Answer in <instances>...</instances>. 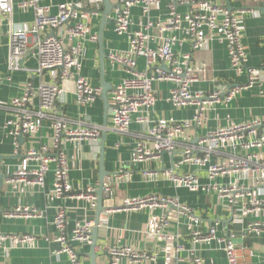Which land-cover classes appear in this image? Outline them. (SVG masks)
<instances>
[{
	"label": "built area",
	"instance_id": "1",
	"mask_svg": "<svg viewBox=\"0 0 264 264\" xmlns=\"http://www.w3.org/2000/svg\"><path fill=\"white\" fill-rule=\"evenodd\" d=\"M86 1L94 7L85 8L81 1L60 3L57 5L56 14H52L49 7L40 6L41 0H22L18 4L22 11L33 8L34 20L27 29L10 27L9 69L20 70L22 60L29 54H34L38 61L36 72L47 71L50 81L40 84L37 88L26 84L20 97L13 98L9 103H0V108L9 111V117L1 128L12 138L16 153L20 150L19 137L37 136L44 119L51 120L50 128L53 134L51 145H42L37 149L32 148L23 152L19 169L8 178L10 185L15 187L19 183H24L42 187L46 173L50 166H53V185L48 193L49 201L60 198L85 199L90 207L95 208L97 195L94 188H87L81 193L72 191L68 179L67 155L62 150V145L71 143L79 146L82 142L99 141L102 129L96 125L73 128L64 115L55 109V101L61 93L62 83L73 84L76 102L80 107L95 102L101 96L100 88L93 87L86 78L75 73L80 66L79 59L84 53V41L97 40L96 35L91 34L90 19L99 15L102 0ZM161 1L163 0H117L113 8L114 32L128 39L129 48L122 53L111 52L107 56L112 65L123 69L127 74V77L112 87L109 93V123L111 129L121 134L129 132L132 121L140 126L144 134L136 141L131 157L132 162L136 164L157 160L163 153L172 155L179 142L185 139L187 131L193 126L205 124V113L210 106L226 104L242 91L254 85H261L262 81V74L259 71L247 67L248 57L242 45L240 26L244 14L259 17L260 6L232 11L207 0H164L168 2L169 10L166 20L153 23L147 19L145 24L139 21L140 29L131 31L133 25L131 9L138 7L141 14L148 18L150 10L157 7ZM177 7H186L187 10L180 14ZM12 12V0H0V15L11 18ZM152 29L159 34V44L155 49L149 46L154 40L150 35ZM176 32L187 35L192 51L206 49L213 39L225 44L231 69L237 75L245 74L246 81L226 91L217 86L210 93L192 92V84L204 77L205 70L193 64L190 54L174 52L175 44H180ZM163 33L167 35L162 36ZM137 57H143L145 60V68L142 71L136 69ZM163 81L172 84L169 101L174 108L195 107L191 120L149 118V110L156 102L153 83ZM261 127L260 121L253 120L218 128L201 138L197 147L185 143L180 160L170 170L163 173L155 170L142 171V175L149 180L159 177L167 179L175 187H183L191 192L215 193L219 199L226 202L232 218L236 221L249 214H261L264 212V198H260L259 195L263 193L264 188V156L253 152L264 150V134L259 132ZM238 151L244 154L239 155ZM221 153H224V161L210 164L211 157ZM183 165L205 169L209 183L200 184L193 173H178ZM233 173L238 176L228 185L214 183L217 177ZM130 177V172L119 170L108 181H104L102 201H112L116 186ZM247 181H251L257 192L240 184ZM239 203L241 208L237 214L234 208ZM145 208L151 212L160 209L186 216L191 225L198 222L188 206L174 198L155 195L125 200L118 207L104 209L100 217L112 212L140 211ZM5 216L33 219L40 217L41 212L32 207H15L6 212ZM53 223L59 232L57 241L61 244L60 252L67 253L72 264H80L77 253L66 239L68 221L64 210L56 211ZM94 225L90 220L75 223L71 242L91 245ZM216 226L217 223L209 227L205 235L192 231L194 240L204 242L213 239ZM168 227L167 216L151 214L146 233L156 240L172 241L173 235L166 232ZM252 232L264 233V219L250 222L244 235ZM5 241L15 248L30 247L35 243V238L30 235H0V247ZM221 242L226 257L224 264H238V250L232 239L223 238ZM243 250H246V247H243ZM109 255V264H136L151 258L145 252H138L130 247H113ZM165 264H170L169 257ZM189 264L210 263L195 256Z\"/></svg>",
	"mask_w": 264,
	"mask_h": 264
},
{
	"label": "crops",
	"instance_id": "2",
	"mask_svg": "<svg viewBox=\"0 0 264 264\" xmlns=\"http://www.w3.org/2000/svg\"><path fill=\"white\" fill-rule=\"evenodd\" d=\"M21 1L12 0L11 18L0 15V103L4 104L9 103L13 98L20 97L26 84L29 83L33 88H37L40 84L50 81L47 71L36 72L38 61L34 54H29L22 60L20 70L9 69L8 33L10 27L27 29L34 20L33 8L24 11L18 8ZM77 1H81L85 8L92 9L94 7L86 0H41L39 5L49 7L50 12L56 14L58 4ZM108 1L112 5V10L106 18L107 24L102 33V46L106 55L104 79L112 89L123 78H126L127 74L123 69L112 65L107 56L111 52H125L128 50L129 44L125 36H118L114 32L112 16L117 0ZM207 1L232 11L252 7L251 0ZM262 2L263 0H260L258 6L261 7ZM100 10L98 16L90 19L91 34L96 35L97 38L103 4L100 5ZM186 10V7H177V12L180 14H184ZM168 13V2L164 0L150 10L148 18L141 14L138 7H134L131 9L133 25L130 29L131 31L139 30V21H143L145 24L147 19L153 23L164 21L168 18ZM240 26L242 45L248 57L247 67L256 69L262 74L261 85H254L252 88L242 91L226 104L218 103L210 106L205 113V124L193 126L187 131L185 139L179 142L172 155L163 153L159 159L151 162L136 164L131 160L135 143L144 134L138 124L132 121L127 134L118 133L111 129L108 112L104 127L105 111L101 97L85 107H80L76 102L73 84L67 82L60 85L61 93L56 98L55 109L64 115L70 126L78 128L96 125L102 129L101 136L104 133L102 144L96 141L82 142L79 146H74L71 143L62 145V150L67 155L69 184L74 193L84 192L87 188H94L95 192L97 191L100 160H102L103 170L109 173L104 179L105 182L112 178L111 174L115 175L119 170L131 173L129 180L116 186L113 200L103 202L104 209L118 207L125 200L155 195L178 200L181 204L188 206L198 220L197 224L191 225L186 216L160 209L151 212L148 208L140 211H117L103 217L99 215L94 247L95 264H109V251L113 247H130L138 252H145L147 256L151 257L136 264H165L168 257L170 264H189L195 256L203 258L210 264H224L226 257L223 251L224 245L221 242L223 238L232 239L238 250V264H264V233L252 232L249 235H244L250 222L264 219V212L249 214L236 221L232 218L226 202L219 199L215 193L191 192L183 187H175L167 179L159 177L149 180L142 175V171L155 170L163 173V171L170 170L180 160L185 143L197 147L201 138L218 128L258 120L262 123L259 132L264 134V17L262 14L259 17L244 14ZM150 35L154 40L149 43V46L155 49L159 44V34L152 29ZM166 35L167 33L162 34V36ZM175 35L180 44H175L174 52L190 54L193 64L199 69L205 70L204 77L192 84V92L210 93L217 86L226 91L246 81L245 74L237 75L231 69L225 44L213 39L206 49L192 51L187 35L181 32H176ZM99 48L98 40L84 41V53L79 59L80 66L75 73L86 78L93 87L101 89ZM136 64L137 71L144 70L145 60L143 57H137ZM171 87L172 84L165 81L153 83L156 102L149 110V118L152 120L170 118L176 121L191 120L195 107L174 108L169 101ZM111 89L107 93L108 97ZM8 117L9 111L0 108V173L3 175L0 188V235H30L35 238V243L30 247L15 248L5 241L0 247V264H72L69 255L60 252L61 244L57 241L59 232L53 222L55 213L59 209L65 211L68 221L66 239L77 253L80 264H91V245L71 242V235L75 223H82L85 220L95 223L97 205L92 208L87 200L78 198H60L49 201L48 193L53 185V166H50L46 173L42 187L24 183L12 187L8 182V178L19 169L24 151L32 148L37 149L42 145H51L53 136L50 128L51 120L48 118L43 120L41 131L37 136L22 137L19 153H16L12 138L7 134V131L1 128ZM253 152L264 156V150H254ZM238 154L243 155L244 153L238 151ZM224 159V153L213 155L210 164L220 163ZM178 173H193L197 176L200 184L209 183L205 169L200 170L194 166L183 165L179 168ZM237 176L238 174L234 173L220 176L214 180V183L228 185ZM240 184L257 192V188L251 181ZM259 197L264 198V188ZM240 205V203L235 205L234 211L236 210L237 214L240 213ZM15 207L35 208L41 212V216L33 219L6 217L5 213ZM151 214L167 216L169 227L166 232L173 235L172 241L156 240L146 233ZM215 223L217 226L213 239L204 242L194 240L192 231H198L205 235L209 227ZM243 247H246V250H243Z\"/></svg>",
	"mask_w": 264,
	"mask_h": 264
},
{
	"label": "water",
	"instance_id": "3",
	"mask_svg": "<svg viewBox=\"0 0 264 264\" xmlns=\"http://www.w3.org/2000/svg\"><path fill=\"white\" fill-rule=\"evenodd\" d=\"M102 4H103V10L101 12L102 18H101V24H100V28H99V35H98V43H99V62H100V73H101V99L103 101L104 104V111H105V121H104V127L106 125V117L108 114V96L107 93L108 91L111 89V85L106 83L105 79H104V64H105V59H106V55L104 53L103 50V46H102V33H103V29L104 26L107 24L106 22V18L109 16L111 10H112V5L110 4V2L108 0H102ZM260 12L264 17V0L262 2V6L260 7ZM103 136L104 133L102 134V136L99 139V142L102 144L103 142ZM22 141V137H19V142ZM103 149V148H102ZM0 161H1V157H0ZM109 173H107L106 171L103 170V166H102V160H100V175H99V186L98 189L96 191V195H97V207H96V221H95V225L93 228V231L91 233L92 236V243H91V252H90V258H91V264H95L94 260L96 258V254L94 253V247L96 245V235H97V226H98V219H99V215L100 213L104 210V206H103V201H102V186L104 184V179L108 176ZM112 176V174H111ZM2 181H3V175L0 173V188L2 187Z\"/></svg>",
	"mask_w": 264,
	"mask_h": 264
},
{
	"label": "rangeland",
	"instance_id": "4",
	"mask_svg": "<svg viewBox=\"0 0 264 264\" xmlns=\"http://www.w3.org/2000/svg\"><path fill=\"white\" fill-rule=\"evenodd\" d=\"M259 2H260V0H259V1L257 0V1H255V2H254L253 0H251V1H250V4L252 5V7H256V8H257Z\"/></svg>",
	"mask_w": 264,
	"mask_h": 264
}]
</instances>
